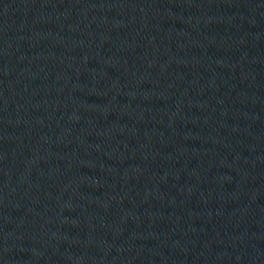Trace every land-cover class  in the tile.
Returning a JSON list of instances; mask_svg holds the SVG:
<instances>
[{
  "label": "water",
  "instance_id": "obj_1",
  "mask_svg": "<svg viewBox=\"0 0 264 264\" xmlns=\"http://www.w3.org/2000/svg\"><path fill=\"white\" fill-rule=\"evenodd\" d=\"M0 264H264V0H0Z\"/></svg>",
  "mask_w": 264,
  "mask_h": 264
}]
</instances>
